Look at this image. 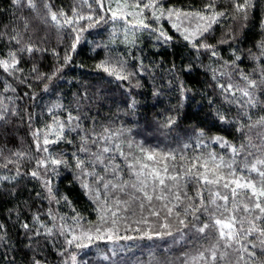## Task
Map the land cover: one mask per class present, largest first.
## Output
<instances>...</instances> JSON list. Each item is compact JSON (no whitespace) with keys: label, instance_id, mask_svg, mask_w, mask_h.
<instances>
[{"label":"snow or ice","instance_id":"obj_1","mask_svg":"<svg viewBox=\"0 0 264 264\" xmlns=\"http://www.w3.org/2000/svg\"><path fill=\"white\" fill-rule=\"evenodd\" d=\"M10 2L27 15L15 17L19 26L14 23L10 31H0V41L8 48L0 51V73L5 76L0 80V142L16 141L15 133L24 128L28 148L0 147V185H11L14 191L27 181L35 189V200L47 205L32 212L30 219L16 213L25 246L32 251L30 264H47L41 255L45 245L57 251L61 264H89L79 253L86 257L85 250L98 242L109 245L106 253H99L108 261L139 247L128 241L143 240L165 245V258L152 252L149 264H264V41L256 45L257 52L250 49L246 54L253 61L251 72L241 69L238 49H232L228 59L220 50L235 40L232 22L247 26L257 10H264L262 0H203L200 7L187 9L168 7L164 0H73L68 11L58 8L55 0ZM162 19L172 22L178 37L158 23ZM108 24L115 38L111 43H123L129 51L122 53L125 59L102 60L96 69L116 80L132 84L148 71L142 59L135 71L126 67L128 57L136 59L131 49L138 45L141 31L161 44L171 45L179 38L198 57L206 56L209 63L204 68L212 86L229 111H236L230 117L218 108L216 120L233 126L239 142L209 136L201 128L175 148H149L134 140L126 125L103 123L90 108L82 109L86 92L75 94L74 108L62 100L47 105L43 111L49 119L38 125L39 116L21 107L25 99L37 97L30 91L18 92L15 85L31 89L30 81H35L49 92L52 82L73 63L83 33ZM225 24L221 38L212 42L215 28ZM260 28L264 31V19ZM53 30L61 51L45 47L48 37L40 34ZM49 52L58 62L51 74L41 72L39 64ZM25 56L33 61L27 73L22 67ZM168 71L182 104L190 89L176 74L190 72L191 64L177 69L173 63ZM132 86L143 85L136 79ZM127 109L134 114L137 102L132 99ZM175 124L176 117L170 115L160 127L167 130ZM60 145L70 146L71 152ZM212 145L225 151L219 153ZM65 169L74 172V180L91 201L95 221H86L69 196L60 192L57 180ZM61 206L72 214L61 212ZM8 246L7 229L0 223V247ZM173 248L178 249L174 256ZM121 264L139 261L122 259Z\"/></svg>","mask_w":264,"mask_h":264},{"label":"trees","instance_id":"obj_2","mask_svg":"<svg viewBox=\"0 0 264 264\" xmlns=\"http://www.w3.org/2000/svg\"><path fill=\"white\" fill-rule=\"evenodd\" d=\"M56 6L63 7L68 11L73 0H55ZM203 0H164L168 7L187 9L189 7L198 8L202 5ZM264 5V0H262ZM27 15V12L21 13L11 4L10 0H0V31L5 29L11 30L13 24L17 26L16 16ZM264 19V10H257L247 26L244 22H232V28L235 32V40L232 43L220 46L221 55L228 59L232 55V49H238L242 55L240 67L244 71L251 72L253 61L247 57V52L251 49L257 52L256 45L264 41V31L260 28V21ZM38 25V21H31ZM163 25L164 29L171 35L179 36L167 19L158 22ZM227 24L218 26L213 33L214 40L220 39ZM41 35L48 37V43L45 47L61 51L62 43L57 33L41 32ZM139 43L131 51L135 54L136 59L127 58V70L135 71V66L140 59L143 60L145 68L148 70L143 75L136 77L132 84L127 81L116 80L109 77L96 69L100 61L109 58L125 59L122 53L129 51L123 43H111L112 26L100 25L83 33V40L77 47L76 53L73 54V63L66 67L59 78L55 79L50 85L49 92L42 91L43 84L30 81L32 88L28 89L24 85H15L18 92L30 91L37 99L30 101L25 99L21 102V107H27L39 116L37 124L42 126L48 121L49 117L43 110L56 100H62L66 106L75 107L77 93L86 92L87 99L82 101V109H91V115L103 123H112L118 121L132 129V138L149 148H159L167 150L175 148L179 143L193 139L194 130L203 128L209 136H223L225 139L238 143V134L234 131L233 126L221 124L216 120L215 111L220 109L227 115L235 116L236 111H229V105L222 102L211 80L210 74H206L204 66L209 63L206 56H197L190 48L185 47L184 42L177 38L171 45L158 43L155 38L148 32L141 31L138 33ZM68 41L64 40L63 44ZM108 45V47H104ZM8 48L0 41V51L7 52ZM33 63L31 57L25 56L22 61V67L26 73L30 71ZM56 58L49 52L39 61L40 71L51 74L57 66ZM177 69L186 68L191 64L190 72H178L177 79L183 82L187 89V99L181 104L180 93L176 87V81L173 75L168 71L172 64ZM5 76L0 73V80ZM136 79L140 81L142 87H133ZM172 81L169 84V81ZM159 90V95H153ZM134 99L137 102V109L134 114L128 111L127 103ZM209 100L213 103L210 104ZM39 105V106H37ZM127 113V114H125ZM98 114V115H97ZM175 116L176 124L171 129H161L160 125L167 116ZM118 126V124L114 125ZM17 140L11 143L0 142V147L6 145L7 149L27 150L28 142L25 137V129L15 133ZM60 148L66 152H71V147L60 145ZM215 151L223 153L217 145L211 146ZM74 172L69 169L62 171L57 180V186L62 194L68 195L72 204L77 211L85 218L86 221H95L96 212L93 211L91 201L84 195L79 185L74 180ZM32 184L22 181L12 190L11 185H0V223H3L7 229L9 241L8 247H0V264H30L32 255L31 249L27 248L23 231L19 228V222L16 213L20 212L21 219L31 216V213L37 209L47 207L35 200L33 195ZM61 212L71 215V209L61 206ZM87 226V225H86ZM124 234V233H123ZM133 234L134 233H128ZM121 243H125L121 241ZM128 244L135 243L139 245L133 252L127 256L116 257L112 260H103L99 255L100 252H107L109 245L105 242H98L92 245L79 255L88 260L89 264H121L123 259L127 262L129 258L139 261V264H149L150 254L156 253L159 259L165 258L166 254L162 252L165 245L163 242L154 241H128ZM159 247L152 248L151 245ZM178 249L173 248L171 255L174 256ZM41 255L46 259L47 264H61V258L57 251L51 245H45Z\"/></svg>","mask_w":264,"mask_h":264},{"label":"rangeland","instance_id":"obj_3","mask_svg":"<svg viewBox=\"0 0 264 264\" xmlns=\"http://www.w3.org/2000/svg\"><path fill=\"white\" fill-rule=\"evenodd\" d=\"M169 21V20H168ZM169 23L171 24L172 22L171 21H169ZM218 146V145H217ZM219 147V146H218ZM220 148V147H219ZM220 149H222V148H220ZM222 150H224V149H222ZM225 151V150H224ZM123 234V233H122Z\"/></svg>","mask_w":264,"mask_h":264}]
</instances>
